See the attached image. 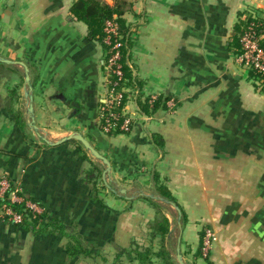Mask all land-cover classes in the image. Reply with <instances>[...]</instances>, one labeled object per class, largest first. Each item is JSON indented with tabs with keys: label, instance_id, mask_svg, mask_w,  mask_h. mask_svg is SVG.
<instances>
[{
	"label": "crops",
	"instance_id": "obj_1",
	"mask_svg": "<svg viewBox=\"0 0 264 264\" xmlns=\"http://www.w3.org/2000/svg\"><path fill=\"white\" fill-rule=\"evenodd\" d=\"M76 1L0 0V58L27 68L0 62V181L43 214L33 232L0 206V264H140L130 250L160 248L145 198L168 220L173 264L177 247L184 264H264V85L235 62L246 21L264 22V0H101L124 5L132 43L131 128L112 134L98 117L106 52L71 16ZM71 133L109 161L105 181L78 142L54 144ZM48 220L60 224L41 230ZM205 228L216 241L196 256Z\"/></svg>",
	"mask_w": 264,
	"mask_h": 264
},
{
	"label": "trees",
	"instance_id": "obj_2",
	"mask_svg": "<svg viewBox=\"0 0 264 264\" xmlns=\"http://www.w3.org/2000/svg\"><path fill=\"white\" fill-rule=\"evenodd\" d=\"M124 12H125L124 5H119L118 3H115L113 6H108L101 0H77L70 8L71 16L76 21L81 22L86 26L87 39L89 41L93 40V41H97L101 43V45L104 47V50L107 54H110L111 50L109 46H106L103 44L104 35L102 33V28H103L105 21L107 20H112L113 22L116 23L119 33L120 35H122V38H123L121 40V46L119 50H120V63H121V68H122L124 76H123V80H122L120 87L121 88L123 87L126 90V86L132 85L131 77H130V74L127 72L128 69L126 66V60L128 58V53H129L132 43L130 42V38L128 34V27L125 26L124 20L122 18ZM249 24H252L254 26V29L256 30L257 35L263 34L264 22L262 20H258L255 18H249L246 21V24H244L240 32L239 38L241 37L243 32L246 30V28L249 26ZM239 38L237 40L238 42L237 52L239 49ZM237 42L234 44H237ZM12 93H15V89L11 91V94ZM165 100H167V98H165ZM125 102H126V95L124 93V100L121 102V106L116 107L114 112L120 113L121 107L125 105ZM120 121H121L120 119L116 120L117 125H119ZM100 127H101V123H100ZM116 133H120V132L118 131ZM152 138L153 140L156 139V137H152ZM71 142H74V141H71ZM98 177H100L99 172H98ZM156 191L167 201V203H173L177 206L175 200L170 196L169 192L164 186H157ZM145 200H147V202L149 203H152L156 211L155 217L153 218V221L151 223L152 225L150 227L151 229L150 238L159 239L160 248L157 252H152L151 248H143V249L135 248L134 250H130L128 255L130 256V254L132 253L134 255L135 260H137L140 264L148 263L151 257L159 258L163 264H173V262H171L169 253L167 252L165 247H163V240L165 236L169 233L168 220L157 209L156 203H154L152 199L145 198ZM0 206L3 209L11 208L14 212L18 213L22 218V222L19 225L28 226L32 229L33 232L38 231L37 225L39 224L38 221L43 218L42 213L32 212L28 208H26L24 203H11L7 198L0 199ZM180 212H181V216L179 218V222L182 225L185 222V217L182 211ZM58 224H60V222L55 221V220H48V223L45 224L44 227L41 228V230L47 231V228H50V227L55 229L53 225H58ZM202 237H203V230L200 236L201 242H202ZM67 238L69 240V245L67 246V250L70 253H73L74 251H78L76 250L78 247H76V245H73V244H76L74 238H72L70 235L67 236ZM199 251L200 252H198L196 256L200 254L202 255L201 246H200ZM206 256H203V257H206Z\"/></svg>",
	"mask_w": 264,
	"mask_h": 264
},
{
	"label": "built area",
	"instance_id": "obj_3",
	"mask_svg": "<svg viewBox=\"0 0 264 264\" xmlns=\"http://www.w3.org/2000/svg\"><path fill=\"white\" fill-rule=\"evenodd\" d=\"M102 33L104 35L103 44L109 46L111 53H106L105 57L104 69L108 92L99 110V124L101 123L100 128L106 134H112L116 131L125 133L131 128V119L123 112L124 106L121 107L120 113L114 112L116 107L121 106L125 93V89L120 87L124 76L119 50L123 38L116 23L112 20L105 21ZM262 39L263 36L257 35L254 26L249 24L239 38V53L235 58V62L241 68L254 74L261 83H264V46L261 44ZM167 105L173 107L172 102H168ZM117 119L121 120L119 125L116 123ZM3 198H11V203H24L30 211L40 213V208L36 204L26 202L20 196H17L15 190L6 179L0 181V199ZM3 214L14 225H19L22 222L21 216L11 208H5ZM215 241L216 237L212 230L209 228L203 229L201 242L203 256L208 254Z\"/></svg>",
	"mask_w": 264,
	"mask_h": 264
},
{
	"label": "water",
	"instance_id": "obj_4",
	"mask_svg": "<svg viewBox=\"0 0 264 264\" xmlns=\"http://www.w3.org/2000/svg\"><path fill=\"white\" fill-rule=\"evenodd\" d=\"M0 62L1 63H4V64H19L20 66H22L24 68V71L27 73V68L25 67L24 64L22 63H19V62H11L9 60H5V59H1L0 58ZM25 82L28 83L29 82V77L26 75L25 78H24ZM28 95H29V100L32 101V97H31V88L29 87V92H28ZM28 112L29 113H32V106L30 105L28 107ZM69 141H75V142H78L82 148L88 152L89 156L99 162H101V164L104 166V170L102 172V178H103V181H105V178L109 175L110 171H111V165L109 163V161L103 157L102 155H100L97 150H95V148H93V146L89 143V141L84 138L82 135H80L79 133H71L69 134L68 136L56 141L54 144L55 145H59V144H63V143H66V142H69ZM152 198V196H150ZM171 205V207L175 210L178 218H180L181 216V212L178 208V206H176L175 204L173 203H169ZM179 241V240H178ZM175 260H176V263L177 264H184L183 261H182V258H181V255H180V252H179V248L177 247L176 248V256H175Z\"/></svg>",
	"mask_w": 264,
	"mask_h": 264
},
{
	"label": "rangeland",
	"instance_id": "obj_5",
	"mask_svg": "<svg viewBox=\"0 0 264 264\" xmlns=\"http://www.w3.org/2000/svg\"><path fill=\"white\" fill-rule=\"evenodd\" d=\"M172 212V211H171Z\"/></svg>",
	"mask_w": 264,
	"mask_h": 264
}]
</instances>
